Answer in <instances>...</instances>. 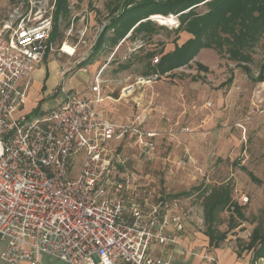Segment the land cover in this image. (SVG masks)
I'll return each instance as SVG.
<instances>
[{"label": "built area", "instance_id": "2783aa9c", "mask_svg": "<svg viewBox=\"0 0 264 264\" xmlns=\"http://www.w3.org/2000/svg\"><path fill=\"white\" fill-rule=\"evenodd\" d=\"M170 24L176 28L179 20ZM51 29L45 17L7 37L0 31L1 259L36 264L44 254L66 264H175L162 250L177 242L183 227L176 199L159 193L149 204L147 196L141 198L144 184L128 170L125 152L137 149L156 159L158 138H172L170 129L149 128L147 107L127 122L106 117L98 109L104 98L99 74L87 91L62 88V101L34 117L18 112L26 98L18 81L54 49ZM159 59L154 55L152 63ZM156 77L127 84L114 99L132 96ZM80 151L84 156L74 171ZM247 200L241 196V202Z\"/></svg>", "mask_w": 264, "mask_h": 264}, {"label": "rangeland", "instance_id": "374dc122", "mask_svg": "<svg viewBox=\"0 0 264 264\" xmlns=\"http://www.w3.org/2000/svg\"><path fill=\"white\" fill-rule=\"evenodd\" d=\"M141 1L143 0H135L134 4ZM55 8L56 0H0V31L3 30L1 35L7 37L21 26L35 23L45 17L50 18L52 25L57 24L59 33V37L51 41L54 49L50 52L61 60V68H68L65 73L71 75L79 67L84 68L89 75L90 84L93 74L101 72L102 96L107 99L106 104H101L104 114L112 119L132 118L136 111L131 98L120 101L115 99L122 87L134 82L138 77L146 76L144 72L148 70V64H154L153 57L150 63L144 58L145 53L152 51L158 54L159 44L174 38L172 30L175 27L170 23L162 24L157 18L172 15L178 19V14L150 15L147 19L154 22L152 33L141 31L133 34L131 28L132 39L129 38L118 48L115 31L111 26L115 24L123 9L130 8L127 0H67V12L60 14L57 20ZM204 10L205 6L198 7V11ZM115 27V30L121 28L116 25ZM219 58L220 65L216 64L213 68V85L206 86L211 94L207 104L198 103L197 99L192 100L194 94L188 86L191 80L187 78L183 82L180 81L187 87L188 96L191 98L188 113L185 114L184 120L175 126L177 128L172 131V138L159 137L157 158L148 159L137 149L126 148L125 152L129 156L128 170L136 172L140 183L144 184L142 189L146 192L141 194V198L147 196L149 204L157 200L159 193L167 198H175L177 213L188 232H201L208 227L203 198L219 191H228L230 205L218 210L214 228L226 230L230 228V224L233 225L227 236L232 235V240L236 242L237 238L246 240L250 234L254 236V231L259 234L264 232V86L261 83L264 80L255 81L264 58L262 40L254 49L253 60L249 64L251 71L248 73L233 65L235 63L220 56ZM193 59L195 64H201L200 61L204 60L202 63L208 65H204L208 69L218 60L213 49H204ZM44 63L42 61L41 65ZM195 64L186 68L193 70L197 68ZM234 68L241 72L236 85H233L231 80H226ZM63 79L65 81L67 76ZM160 80L162 81V78ZM80 81L79 83L83 82ZM187 82L189 84L185 85ZM144 87L145 85H141L134 94L137 91L142 92ZM212 88L216 92H213ZM63 93L65 91L59 89V101L53 96L45 97L40 101L39 107L50 108L58 105L63 99ZM150 93L151 91L146 90L144 98L149 99ZM158 101L163 102V99L159 98ZM202 104L205 106H200ZM108 105H111L112 109ZM26 107L25 104L23 109ZM217 111L219 114L213 117L212 113ZM195 117H199L198 122L200 118L217 120L213 125L198 128L202 131L207 129L208 132L204 131L206 133L197 138ZM185 126L188 131L182 132L181 128ZM209 129H216V135H210ZM184 150L188 151L189 158L184 155ZM168 152L172 153L173 161L166 160ZM83 156L81 151L77 154L74 171L79 170ZM169 168H172L171 173L168 172ZM248 172H251L255 179H251ZM241 196L248 197L246 203L241 202ZM234 203L240 207L239 212L233 208ZM208 205L210 207L211 202ZM239 234L242 237H239ZM0 246L2 250L4 244L0 243ZM43 260L45 264H66L60 259L46 255Z\"/></svg>", "mask_w": 264, "mask_h": 264}, {"label": "crops", "instance_id": "0c3cea01", "mask_svg": "<svg viewBox=\"0 0 264 264\" xmlns=\"http://www.w3.org/2000/svg\"><path fill=\"white\" fill-rule=\"evenodd\" d=\"M190 37H192L190 33L186 31H180L176 35V40L174 42L172 41L173 40L172 38V39H167L162 44H159L160 50L157 51L158 55L161 56L162 54L173 51L175 45L178 46L182 45ZM129 38L132 39L130 37V31L124 37L117 39L118 41H116V44L118 42L119 45L118 48L123 44V42L125 43ZM204 49H212V48H201L198 53H202ZM216 57L218 58L217 62L212 63L211 67L209 66L210 69H208L207 67L206 71L198 67L193 68V70L187 69L186 68L187 66L196 63L194 59H192L187 65H183L171 69L163 74L159 72L154 73L157 75V77L152 81H150L149 83L142 84L143 86L145 85L144 90L142 92L137 91L136 94L132 96H128L131 98L133 102L132 105L135 106L136 112L134 115L139 113L141 109L147 107L146 111L147 113H149V116H147V123L149 128H154L158 130L170 129L171 131L176 129L177 127L175 126L178 125L180 121H183L185 118V114L188 113L187 112V109H189L188 103L191 102V98H189L188 96L189 91L188 89H186L187 87L183 86L181 82H183L185 79L187 80V78L191 80L190 84L187 82L185 85L189 84L188 86L191 87L192 89V94H194L192 96V100L197 99L198 103L204 102L205 104H207L208 102L206 101L208 100V96L209 95L211 96V94L208 92L206 86H208L209 84H211V86L213 85L212 74L215 72L213 68L216 67V64L220 65L221 63V60L217 55V52H216ZM42 61H44L45 63L41 65ZM200 62L203 65L202 62L205 61L202 60ZM60 64H61V60L55 58L51 52H48L44 55L43 59L35 65L32 71L28 72L24 76V78L18 81L17 89L25 92L26 94L25 104L27 105V107L23 109L25 105L24 104L18 112L27 113L29 115H33L36 112L37 113L41 112V109L39 107L40 101L43 100L45 97H51V96H53L57 101H59L58 99L59 89L61 90L64 87L67 89H78V90L87 91L86 87L88 85L89 75L86 73V70H83L84 68L79 67L78 69L73 71L71 75H68V73L67 74L65 73L67 72L68 68L64 67L63 69L61 68L62 65ZM195 65L197 66V64ZM97 74H99L100 76L101 72L100 73L95 72L93 74V78ZM154 74L144 76V78L148 76H152ZM66 76L67 79H65L64 81L63 78ZM229 77L226 80L228 81L231 80V82H233V85H236L237 80H239L241 77L240 70L237 68L232 69V74ZM139 78H143V77H138V79L136 80H139ZM157 78L158 79L162 78V81L160 79L158 80ZM80 80H83L84 83L83 82L79 83L81 82ZM136 80L134 82H136ZM84 84H86V87H84ZM140 88L141 85L139 89ZM146 90L151 91L149 95V99L144 98L145 97L144 93L146 92ZM211 90H213V92L214 91L216 92V90H214L213 88ZM164 92L166 93L164 94ZM161 93H163L164 95H161ZM62 97L64 98V95ZM62 97H60V99ZM105 97L108 98L107 96ZM127 98L123 100H127ZM159 98H162L163 102L158 101ZM105 100L107 99L103 98V100L98 105V109L101 112L104 111L101 104L105 102ZM147 103H149V105H147ZM205 104H202L200 106L204 107ZM108 106L110 109H112L111 105ZM218 114L219 112L217 111L216 113H212V116L215 117ZM104 115L108 117L106 114ZM163 115H165L167 120L162 117ZM195 118H196V126H197L196 127L197 138H199V135H204L206 133L204 131L208 132L207 129L202 131L201 129L198 128L206 127L208 125H213L217 120L215 118H200L201 120L200 122H198L197 120L199 117H195ZM130 119L131 117L127 119H112V120L118 122H127ZM209 130H210L209 131L210 135H216V129H209ZM171 134L173 137L174 132H172ZM159 142H160V138H158L157 148ZM167 154L168 155H166V160L173 161L172 153L168 152ZM170 169L172 170V168ZM231 228L228 227L226 230L215 229V232L216 231L225 232V236L222 239H218L210 243L209 236L206 233V229L201 232L200 231L195 233L188 232L184 228V224H183L182 229L179 231L180 237L177 239V242L169 243L165 245L164 249L162 250L163 256L166 258L170 256L175 264H264V250H259V246H260L259 241L256 240L253 242L252 236L250 234L249 239L245 238L246 240H241L240 238H237L235 242L231 238L232 235L227 236L228 231ZM172 230L173 228H170V231ZM239 237L242 236L239 234ZM158 247L159 246H155V245L153 247L152 253H154L155 256L160 254ZM204 255H206V257ZM43 256L44 254H40L38 256L36 264H45V261L43 260ZM207 257H211L212 260L207 259ZM94 259L96 261L97 257H94ZM0 264H5L1 259V255H0ZM22 264H27V263H22Z\"/></svg>", "mask_w": 264, "mask_h": 264}, {"label": "trees", "instance_id": "16d2710c", "mask_svg": "<svg viewBox=\"0 0 264 264\" xmlns=\"http://www.w3.org/2000/svg\"><path fill=\"white\" fill-rule=\"evenodd\" d=\"M134 1L127 0L130 8L123 9L115 24L111 26L115 31L116 39L124 37L131 28H133L131 30L133 34L141 31L151 34L154 22L147 17L152 14H178L179 25L172 30L173 42L180 31H186L192 35L182 45H175L173 51L162 54L159 62L154 65H151L150 61L155 54L147 51L144 58L150 64H148V70L144 72L146 76L157 72L163 74L171 69L187 65L201 48L214 49L220 57L235 63L248 73L251 71L249 64L253 60L254 49L261 40L264 48V0H143L136 4ZM201 5L205 6L204 11H198ZM66 12L67 0H56L55 19L57 20L60 14ZM115 25L121 28L115 30ZM58 37L57 24L54 23L49 40L55 41ZM197 67L207 70V67L200 63ZM258 70L255 81H263L264 58ZM248 174L251 179H255L251 172ZM203 199L206 205V220H208L206 233L212 243L225 236V232H215L214 224L217 222L218 210L230 205V196L225 190ZM233 208L239 212L240 207L236 203L233 204ZM238 214L242 217L240 213ZM232 226L230 224V228ZM256 240L260 244L259 250H264V232L259 234L254 231L252 241Z\"/></svg>", "mask_w": 264, "mask_h": 264}, {"label": "bare ground", "instance_id": "6f19581e", "mask_svg": "<svg viewBox=\"0 0 264 264\" xmlns=\"http://www.w3.org/2000/svg\"><path fill=\"white\" fill-rule=\"evenodd\" d=\"M159 20L160 23L162 24H169V23H172L173 21V17L171 15H167V16H160L157 18ZM170 26V25H169ZM262 85L264 86V82H261Z\"/></svg>", "mask_w": 264, "mask_h": 264}]
</instances>
